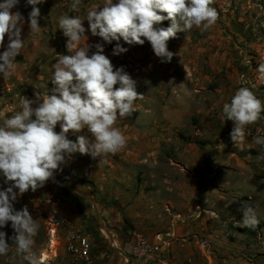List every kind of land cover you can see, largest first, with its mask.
<instances>
[{
  "label": "crops",
  "instance_id": "crops-1",
  "mask_svg": "<svg viewBox=\"0 0 264 264\" xmlns=\"http://www.w3.org/2000/svg\"><path fill=\"white\" fill-rule=\"evenodd\" d=\"M89 1L82 0L78 11L69 12L72 0H43L36 5L40 9L41 29L30 33L28 15L33 6L27 0H19L13 11L21 12L25 19L24 48L16 57L14 74L6 81L0 75V116L19 111L22 97L35 99L37 93L51 94L54 85L50 75L56 56L72 54L66 48L68 38L58 28V17L65 12L85 17L91 8H98L96 0L92 3L95 5L86 8ZM83 25L86 32L81 47L88 43L91 55L96 51L95 44H102L114 68H119L117 60L126 53L140 54L137 44L128 45L121 39L119 43L128 51L113 55L117 41L108 44L93 36L86 19ZM7 43L6 36L0 53ZM158 75L146 82L144 97L134 102L135 112L114 125L126 136V147L111 154L110 161L108 155L92 158L74 153L61 165L62 171L57 170L43 187L18 195L13 202L23 203L43 219L45 241L37 252L44 262L41 264H79L62 243L73 228L80 229L89 239L88 264L250 262L246 259L248 237L242 231L239 209L241 204L262 200L263 182L233 178L241 164L234 163L235 153L227 147L230 139L225 129L230 121L228 125L221 124L222 112L214 116L213 106L198 108L176 68L164 66ZM203 122L210 123L205 134L200 130L186 134L194 141L205 136V145L189 146L180 131ZM55 131H60L59 125ZM79 134L92 139L86 129ZM75 135L70 131L68 138L76 141ZM7 187L0 178V190ZM54 211L65 220L58 229L59 242H49L48 238L47 217ZM133 231L149 241L157 233L168 234L171 242L152 259H133ZM43 255L45 258L41 259Z\"/></svg>",
  "mask_w": 264,
  "mask_h": 264
},
{
  "label": "clouds",
  "instance_id": "clouds-1",
  "mask_svg": "<svg viewBox=\"0 0 264 264\" xmlns=\"http://www.w3.org/2000/svg\"><path fill=\"white\" fill-rule=\"evenodd\" d=\"M43 0H27L32 5L28 15L30 33L39 32L40 9ZM82 0H72L69 12H76ZM214 0H104L102 7L91 8L85 17L70 16L68 12L58 17V28L67 37V55L56 56L50 79L54 87L51 94L37 93L35 99L22 97L20 110L6 117L0 116V178L8 187L0 190V229L9 222L14 230L10 237L15 244L14 254L27 264H41L34 251L40 225L33 219L27 206L16 210L13 202L18 195L29 190L35 192L54 177L66 158L74 153L103 158L116 154L126 147L124 133L114 125L135 112L134 102L143 95L136 91L137 82L123 67L114 68L104 54L102 44L89 55L90 45L81 47L86 29V19L93 36L108 44L117 41L113 55L128 51L119 41L128 45H143L147 40L154 54L162 62H170L174 53L168 41L178 32H189L193 27L201 32L210 30L218 20L212 7ZM19 0H0V75L8 80L16 70V57L24 48L22 29L24 16L13 11ZM170 20L167 28L156 27ZM258 79L264 82V60L259 63ZM36 105L33 107V105ZM223 117L234 122L230 138L234 144L245 140V128L256 123L264 114L261 101L249 87H240L230 103L223 105ZM59 125L60 131H55ZM76 141L68 133H81ZM254 143L261 147L257 159L264 160V137L257 134ZM18 190V191H17ZM242 227L255 229L260 221L255 209L241 204ZM7 234L0 231V256L8 254L10 244Z\"/></svg>",
  "mask_w": 264,
  "mask_h": 264
},
{
  "label": "rangeland",
  "instance_id": "rangeland-1",
  "mask_svg": "<svg viewBox=\"0 0 264 264\" xmlns=\"http://www.w3.org/2000/svg\"><path fill=\"white\" fill-rule=\"evenodd\" d=\"M113 2L117 3L118 0ZM92 3L93 0H90L86 8L95 5ZM103 3L104 0H96L98 8L102 7ZM212 7L219 15L216 24L210 30L201 32L193 27L187 33L178 32L175 38L168 41V49L174 53L170 62H162L154 54L147 40L143 45H136L140 54L129 52L119 57L117 60L119 68L123 67L136 80V91L139 94L144 97L146 82L159 77L160 68L167 66L176 68L179 79L191 89L198 108L205 106L216 108L213 112L214 116L219 112H222L223 116V105L230 103L236 90L242 86L249 87L261 101H264V82L258 79L257 72L259 63L264 60V0H214ZM165 21L156 27H169L171 21ZM127 59L132 60L135 70L126 67ZM218 105L221 108L215 107ZM210 120L211 118L208 119ZM229 121L223 117L221 124L228 125ZM209 125L210 123L205 122L201 125L190 124L191 130L184 128L179 134L184 137L185 143H190L189 146L203 147L205 136L200 137L199 141H194L187 137V134H194L197 130L205 134L204 131H208ZM233 127L234 122L230 121L225 129L230 139L227 147L235 153L234 163L238 162L241 165L232 176L234 179H243L249 183L255 180L263 182L262 190L264 191V160L257 159L261 153V147L253 140L257 134L264 137V114L256 123L246 126L245 140L241 144H234L230 138ZM77 135L74 136L75 140ZM111 156L108 154L107 161H110ZM13 206L16 210L24 207L23 203L19 202L13 203ZM251 206L255 209L260 223L255 229L247 227L242 229L246 231L248 237L246 259L250 261L248 264H264V196L262 200L251 203ZM27 208L33 219H36L40 225L34 245V251L37 253L45 241V224L36 211H32L30 207ZM0 231L6 232L7 242L10 244L8 254L0 256V264H27L14 254L15 244L10 239L14 230L10 222ZM258 248H261L259 253H257Z\"/></svg>",
  "mask_w": 264,
  "mask_h": 264
},
{
  "label": "built area",
  "instance_id": "built-area-1",
  "mask_svg": "<svg viewBox=\"0 0 264 264\" xmlns=\"http://www.w3.org/2000/svg\"><path fill=\"white\" fill-rule=\"evenodd\" d=\"M126 67L135 70V65L131 59L125 62ZM65 220L54 211L47 217V231L50 240L61 241L58 238V229L64 224ZM133 246L131 258L133 259H152L162 248L169 247L171 237L168 234L157 233L151 241L145 239L139 232H132ZM64 250L69 253L75 263L88 264L90 262V242L83 232L78 228H73L67 232L62 240ZM44 263V262H41Z\"/></svg>",
  "mask_w": 264,
  "mask_h": 264
},
{
  "label": "bare ground",
  "instance_id": "bare-ground-1",
  "mask_svg": "<svg viewBox=\"0 0 264 264\" xmlns=\"http://www.w3.org/2000/svg\"><path fill=\"white\" fill-rule=\"evenodd\" d=\"M44 258H45V256L43 255V257L41 259H44Z\"/></svg>",
  "mask_w": 264,
  "mask_h": 264
},
{
  "label": "trees",
  "instance_id": "trees-1",
  "mask_svg": "<svg viewBox=\"0 0 264 264\" xmlns=\"http://www.w3.org/2000/svg\"><path fill=\"white\" fill-rule=\"evenodd\" d=\"M167 23V21H165Z\"/></svg>",
  "mask_w": 264,
  "mask_h": 264
}]
</instances>
